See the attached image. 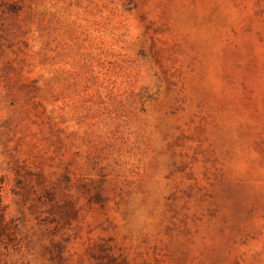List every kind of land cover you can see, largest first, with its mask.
I'll use <instances>...</instances> for the list:
<instances>
[{"label":"rangeland","instance_id":"rangeland-1","mask_svg":"<svg viewBox=\"0 0 264 264\" xmlns=\"http://www.w3.org/2000/svg\"><path fill=\"white\" fill-rule=\"evenodd\" d=\"M0 264H264V0H0Z\"/></svg>","mask_w":264,"mask_h":264}]
</instances>
